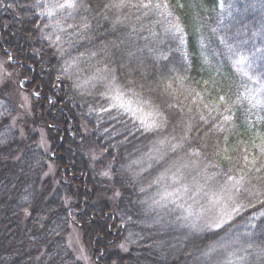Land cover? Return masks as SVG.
<instances>
[{
	"label": "trees",
	"instance_id": "1",
	"mask_svg": "<svg viewBox=\"0 0 264 264\" xmlns=\"http://www.w3.org/2000/svg\"><path fill=\"white\" fill-rule=\"evenodd\" d=\"M114 2L79 0L54 33L46 25L58 17L41 18L35 0L0 1V54L26 79L33 111L13 128L16 112L0 87V264H82L66 245L72 225L93 264H264V207L247 193L237 197L245 207L213 230H184L178 209L150 203L151 184L173 162H195L181 169L178 184L195 188L205 171L220 173L222 183L230 168L224 157L235 159L238 146L259 154L264 0H166L170 8L159 12ZM175 23L182 44L165 31ZM109 82L150 101L145 108L160 110L167 126L142 133L126 116L111 119L101 96ZM163 136L184 148L158 161L152 149ZM194 148L199 157L188 155ZM230 174L238 178L239 169ZM170 176L158 186L165 189Z\"/></svg>",
	"mask_w": 264,
	"mask_h": 264
},
{
	"label": "snow or ice",
	"instance_id": "2",
	"mask_svg": "<svg viewBox=\"0 0 264 264\" xmlns=\"http://www.w3.org/2000/svg\"><path fill=\"white\" fill-rule=\"evenodd\" d=\"M170 4L166 0H137V3H132L131 0H115L110 7L113 8H124L132 7L139 8L144 10H156L160 9L167 10L170 8ZM35 7H40L41 11L38 15L43 18L53 17L54 15L58 17L57 23L54 25L55 28H58L60 31L64 29L60 25V21L71 17L73 12L79 7V0H64L63 3H60L59 0H56L55 3L49 2V0H36ZM63 13L64 15H61ZM147 15L148 12L146 11ZM161 15H170L167 11L160 12ZM52 27V25H46ZM84 27H88L87 24ZM165 31H170L173 34L174 39H178L182 44L184 42L183 33L180 32L179 25H171L170 28L165 29ZM59 39V37H57ZM231 51V48H229ZM167 59V56L163 57ZM246 58L242 57L240 62L243 63ZM264 59V57H262ZM67 71V69H65ZM114 80V77H113ZM107 91L101 93V96L108 102L107 106H102L104 112L110 114L111 119H118L119 117H128V120L132 122L133 127L137 132L142 133H160L169 123V120L166 116L156 108L146 109L145 105H150V101H144L136 97V94L133 93L132 97H129L122 91L119 87H116L114 83L109 82L106 85ZM261 90H264V84L261 85ZM173 107L174 105H169ZM113 110L114 113L113 114ZM227 119V117H225ZM122 123L125 121H121ZM260 143L259 145L253 144V148L259 153L258 155H250L247 147H244L243 152H240L239 146L233 149L232 155L225 156L224 158L229 161L230 168L229 172L226 173V179L220 183L217 181V176L220 173L213 174L209 176L205 171L204 175V184H197L195 188H190L187 184L182 185V188L177 189V192H183L189 194V199L192 201L191 204L187 206L178 205L182 207L184 215L181 217L185 221L190 222V226L193 229H200L199 221H204L203 228L209 230L212 229H222L223 225L228 223L234 218L235 214H238L240 209L245 207V205L239 204L237 202V197L247 193L249 197L254 198L257 203L264 207V134L259 136ZM216 149H219V144L214 146ZM184 148V143L181 140H177L176 137L172 136H163L157 139L153 144L152 151L158 155L155 157L156 160H164L168 152L176 153L178 150ZM227 151V149H225ZM214 155H220L219 151H215ZM192 157H199L201 152L197 149H192L188 154ZM153 159V157H149ZM191 163L181 164L177 166L173 162L172 168H175V171H172V168H165V172L161 173L160 176L156 177L155 183H160L165 179V174L171 172V176L168 177L172 180L174 184L181 183L182 179V168H188ZM211 167H217L216 164H211ZM239 169L240 175L238 178L233 177L230 173ZM259 174V175H255ZM255 175L258 186L251 185V178ZM176 192L165 191L160 195V200L154 201L155 204L166 207L165 203L170 200L171 197L175 196ZM171 203L175 204V200H171ZM251 204V200L249 201ZM255 206V205H252ZM198 208V210H197ZM212 209H217L215 215H211ZM264 215V212L261 213ZM236 241L239 242V237H236ZM220 247L226 248L227 246L221 243ZM216 247H211L209 253L215 252ZM245 249L241 246V251ZM264 251V249H262ZM208 253H206L207 255ZM229 255H234V253H229ZM243 260V257L240 258ZM225 264H232L231 260L225 262Z\"/></svg>",
	"mask_w": 264,
	"mask_h": 264
},
{
	"label": "rangeland",
	"instance_id": "3",
	"mask_svg": "<svg viewBox=\"0 0 264 264\" xmlns=\"http://www.w3.org/2000/svg\"><path fill=\"white\" fill-rule=\"evenodd\" d=\"M0 1H2V0H0ZM16 1L18 2V0H16ZM62 1H64V0H62ZM35 2H36V0H35ZM48 18L51 19L52 17H48ZM53 18H54V16H53ZM48 28H49V32H51L52 29H53L54 33H58V31H60L58 28H55L54 26H52V27L48 26ZM45 30H46V28L44 29V32H46ZM10 65L13 66V62H12L11 57H9L8 55L6 56V54H4V55L0 54V87H4V86L8 87V90H9L8 98L10 101V105L12 106V108H14V110L16 112L15 116L12 119L11 125L15 129H20V124H19L20 120L25 118V117L31 116L33 114L32 101H31L32 96H31V92H27L24 90L25 89L24 85L26 83V79L21 78L19 72L16 71V69L12 68ZM35 96L36 95L33 94V97H35ZM39 145L46 152L49 151L50 145H49L47 133L45 130L39 131ZM167 180L169 181L168 183H167ZM167 180H166V183H162V184H164L165 189H167L168 191L176 192V195L171 197L169 201L162 202V203L166 204V207H162V208H164V209L165 208H172V210L178 209L181 213H183L182 207H179L178 205L187 206L188 204H191L192 201L189 203L185 202L186 201V194L183 192H177L176 191L177 189L182 188V186L178 185L180 183L174 184L172 182V180L169 179L168 177H167ZM158 184H160V183L153 182L151 184V186L155 187V188H153L154 192H152L153 197L151 199V200H153V199L154 200H153V202H150V203L152 204L151 206L155 207V208H157V207L161 208V206L155 204L154 201L160 200V195L165 191V189L158 186ZM171 200H175L176 203L175 204L171 203L170 202ZM197 210H198V208H197ZM217 211H218L217 209H212L211 215H215ZM185 223H186L185 225H181L182 229H184V230H192L193 229L190 226L189 221H185ZM203 223H204L203 220L198 222V224L202 228H203ZM205 229H207V228H205ZM200 230L201 229L195 230V231H200ZM66 245L72 251L75 259L78 262H80L82 264H93L90 256L88 255V252H87L85 246L82 243L81 233L79 232L78 228L73 226V225L70 227V231L67 234ZM219 264H221V263H219Z\"/></svg>",
	"mask_w": 264,
	"mask_h": 264
}]
</instances>
